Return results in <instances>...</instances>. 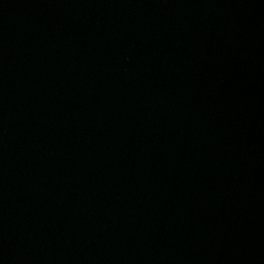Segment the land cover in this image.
<instances>
[{
    "label": "water",
    "instance_id": "1",
    "mask_svg": "<svg viewBox=\"0 0 264 264\" xmlns=\"http://www.w3.org/2000/svg\"><path fill=\"white\" fill-rule=\"evenodd\" d=\"M0 264H264V0H0Z\"/></svg>",
    "mask_w": 264,
    "mask_h": 264
}]
</instances>
